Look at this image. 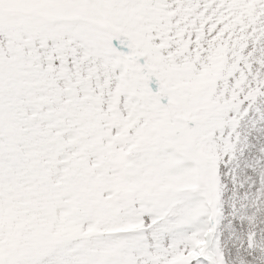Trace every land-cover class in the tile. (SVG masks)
<instances>
[{"label": "snow or ice", "instance_id": "1", "mask_svg": "<svg viewBox=\"0 0 264 264\" xmlns=\"http://www.w3.org/2000/svg\"><path fill=\"white\" fill-rule=\"evenodd\" d=\"M0 264H264V0H0Z\"/></svg>", "mask_w": 264, "mask_h": 264}]
</instances>
